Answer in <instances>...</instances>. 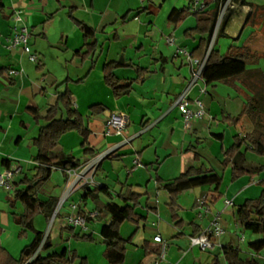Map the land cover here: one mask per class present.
<instances>
[{"label": "crops", "instance_id": "obj_1", "mask_svg": "<svg viewBox=\"0 0 264 264\" xmlns=\"http://www.w3.org/2000/svg\"><path fill=\"white\" fill-rule=\"evenodd\" d=\"M0 1L3 4L0 12V68L16 72L0 79V169L9 162L11 167L21 169L13 191L0 189L1 248L18 259L35 238L34 232L19 237L21 228L15 224L12 212L21 214L23 208L19 204L16 209L11 208L14 192L26 189L21 181L37 174L35 158L38 149L33 141L41 126L47 124L43 120L36 122L28 110L35 109L41 116H46L56 104L58 95L68 88L74 109L85 118L90 137L86 147L76 132L61 138L55 155L71 156L83 165L77 171L54 169L51 178L35 193L42 202L55 200L57 206L64 199L57 216L53 214L48 219L41 213L33 221L35 230L44 233L45 237L50 234L53 244L50 251L40 250L39 253L47 256L67 249L87 259L89 264H108L106 244L101 234L111 217L99 215L96 220L89 221L88 232L80 229L71 232L68 218L76 213L72 206H78L79 213L84 215L99 214L109 203L124 206V197L135 194L140 197L135 212L143 221L139 227L131 222H125L121 227L124 240L133 237L127 246L125 264H211L216 257L222 264H246L252 259L264 264V250L257 254L249 248L250 244L262 240L263 235L252 234L242 241L233 234L243 227L238 225L240 206L246 200L260 196L264 172L254 179L243 177L232 183L231 168L224 169L222 165V144L214 137L222 134L224 149H228L236 136L245 137L256 127L247 118L237 127L223 122L225 115L237 117L245 102L244 96L233 88L229 87L233 91L224 95L218 90L219 83L206 85L202 78L191 86L197 66L191 64L183 52L191 54L199 46L201 36H186V32L196 28L197 20L193 15L180 23L170 20L172 12L188 8L190 0ZM200 1L206 11L215 8L216 0ZM16 11L23 13L24 23L30 31L29 44L38 56V64L32 63L21 51L12 53L5 49L6 41L12 35L11 16ZM252 12L251 8L246 21L239 22L235 31L236 17L228 21L224 36L233 39L232 46L252 49V43L262 29L253 19L248 21ZM70 13L95 31L93 42L96 49L86 60L77 55L87 53V49L83 32ZM223 42L219 39L216 49L226 55ZM255 51L264 52V49L255 48ZM118 62L132 67L117 69L116 77L123 82H135L131 91L119 98L104 79V67ZM138 70L143 78L138 79ZM67 80L69 84L63 85ZM186 91L191 109L196 110L194 101L201 100L207 112L205 118L194 120L189 129L185 128L180 110L174 107ZM237 99L240 107L234 114L227 108L226 100ZM93 106L98 107L94 113L91 111ZM112 113L129 118L122 136L106 134V121ZM87 151L96 152L97 156H91V152L86 154ZM103 154L106 157L93 164ZM195 154L201 158L198 163ZM136 159L141 167L135 169ZM195 165L214 168L224 176V181L218 188L206 186L184 192L177 200L178 215L183 221L181 227H177L164 184ZM244 166H264V159L246 152ZM82 172H86L84 177L76 180L75 174ZM225 183L228 184L226 187ZM96 187H106L111 197L100 194L96 200H83L87 190ZM247 192L254 195L247 196ZM203 196H208L212 214L199 218L198 204ZM226 200L232 201L234 206L225 207ZM214 215L222 218L225 235L216 241L211 251L192 248L190 238L197 231L201 234ZM78 234H90L95 241L74 239L73 235ZM157 236H161L166 245L163 258L158 255L163 245L154 241ZM145 244L149 254L144 249ZM223 248L227 250L223 251Z\"/></svg>", "mask_w": 264, "mask_h": 264}, {"label": "trees", "instance_id": "obj_2", "mask_svg": "<svg viewBox=\"0 0 264 264\" xmlns=\"http://www.w3.org/2000/svg\"><path fill=\"white\" fill-rule=\"evenodd\" d=\"M224 1L216 0L215 8L206 11L205 7L201 10H196L193 0H190V6L180 11H173L170 20L173 23H180L189 15L195 16L197 26L195 29L186 32V36H201L199 46L191 53V57L200 63L205 62L202 74L203 81L206 85L216 83L226 85L244 96L245 102L241 113L235 118L225 115L223 116V122L237 127L242 123L243 119L247 118L256 129L245 137L236 136L234 144L228 149H224V136L222 134L214 136L222 144L223 167L224 169L231 168V182L236 183L243 177L254 179L264 172V166L255 168H246L244 166L246 152H251L264 159V71L261 68L249 69V66L258 65L261 60H264V52L232 46L226 55H221L219 50L216 49V44L224 36L228 18L223 20L220 32L217 34L216 41L211 48L220 7ZM234 2L239 3V0H234ZM241 3L243 6H250L253 10L248 21L254 19L255 14L261 13L264 16V7H255L246 1ZM2 10L3 4L0 1V12ZM127 16L128 14L122 20L126 19ZM70 17L83 32L87 53L81 55L79 52L77 55L86 60L96 49V43L93 42L95 31L87 24L73 18L71 13ZM121 67L132 66L124 62H118L104 67L105 82L117 98L129 93L135 83L134 81L123 82L116 77L115 71ZM12 72L10 68H0V79L10 76ZM141 77L143 78L142 72L138 70V79ZM68 84L69 81L67 80L63 85ZM97 108L93 106L91 111L94 113ZM28 111L34 116L36 122L43 120L47 124L41 126L38 137L33 141V145L38 149V154L35 158V163L38 165L37 174L32 179L25 178L21 181L26 189L14 192L15 198L11 208L16 209L18 204L23 208L21 214L12 212L15 224L21 228L19 237L24 238L28 232H34L35 238L30 245L24 248L18 259L13 258L5 249L0 247V264H27L40 247H42L41 250L44 252L53 248L51 235L48 234L45 237L44 233L36 231L33 221L41 213H44L50 219L56 211L57 204L55 200L42 202L36 198L35 193L51 178L54 169H61L64 172L76 171L83 165V162L76 161L71 156L55 155L54 151L59 145L61 138L68 133L76 132L83 138V147H86L90 137V130L86 125L85 118L74 109L72 93L68 88H66L64 93L58 95L56 104L49 109L46 116H41L39 111L35 109H29ZM61 112H64V114H59ZM89 152L91 151H87L86 154ZM90 155L96 157L97 153L91 152ZM195 161L197 163L201 161L198 154H195ZM10 165L9 162L6 167L9 168L11 167ZM223 181L224 176L217 173L214 168L195 165L172 182L164 184V189L170 196L169 208L173 220L177 222L176 226L181 227L183 224L178 215L177 200L184 192L206 186L218 188L223 184ZM260 185L263 187L260 196L255 200H246L240 206L237 214L245 231L264 236V183ZM100 194L111 197L106 187H96L94 190L88 189L83 200H96ZM139 199V196L130 194V196L124 197V206L109 203L98 214V216L111 217V222L103 227L101 234L106 244L105 258L108 264H125L127 246L131 244L133 237L129 240H124L121 236V227L125 222H131L139 227L141 221H143V218L135 212L139 206ZM129 203H132L133 206ZM70 231L74 232V228H70ZM63 232L65 231L62 230ZM198 235L200 234L197 231L192 237ZM73 237L76 240L85 242L95 241L90 234H78L73 235ZM146 246L145 244L144 249L149 254ZM249 248L257 254L262 252L264 250V238L250 244ZM222 250L226 251L227 249L223 248ZM158 255H161L160 251H158ZM77 262L79 264H89L87 259L81 258L65 249L61 253L53 252L47 256L39 253L31 264H77ZM211 264H222V261L219 257H216ZM246 264L258 263L252 259L247 261Z\"/></svg>", "mask_w": 264, "mask_h": 264}, {"label": "built area", "instance_id": "obj_3", "mask_svg": "<svg viewBox=\"0 0 264 264\" xmlns=\"http://www.w3.org/2000/svg\"><path fill=\"white\" fill-rule=\"evenodd\" d=\"M227 1V0H226ZM194 7L196 10H201L204 8V5L201 4L200 0H193ZM225 8L224 4L220 7V12L218 16V20L216 23L215 31L212 38V44L211 48L214 45V38L216 36V28L219 23V21L223 18L225 14ZM12 20V35L10 38L7 39L5 44V49L9 52H18L21 51L28 55L29 60L34 63L38 64L39 59L36 53H34L30 47L29 41H30V31L29 28L25 25L24 19H23V13L21 11H16L11 16ZM223 21V20H222ZM217 37V36H216ZM216 40V39H215ZM172 43V42H169ZM183 54L188 58L189 62L191 64H196V66L199 68H196L193 73V79H192V85L196 84L198 80L202 78L203 69L205 62L200 63L196 60H193L191 57V54H188L186 52H183ZM16 72L13 71L12 74H15ZM204 92V91H203ZM195 105L197 106L196 110H192L190 107V102L188 99L187 91L177 99L176 103L174 104L175 108H178L180 112L182 113L185 128L189 129L191 127V123L194 120H200L206 117L207 112L205 110V107L203 105V102L201 100H195ZM129 125V118L120 113H112L107 121H106V134H114L117 136H122L124 132L126 131L127 127ZM106 157V154L101 155L98 157V160L95 161L93 164L98 163V161H101ZM141 167V163L138 159L134 162V168ZM77 171V170H76ZM21 172V169L15 168V167H5L3 169H0V189H4L7 191H13L15 189V182L17 177L19 176ZM86 172H82L81 174H75L76 180H80L84 177V174ZM64 203V199L61 200L59 205L56 208V211L54 213V217L57 216L59 211L62 208V205ZM226 207H233L234 203L230 200H226L225 202ZM73 212H76L75 214L69 216L68 222L69 226L74 229H80L82 232H88L89 231V221L90 220H96L98 217L97 212L89 213L87 215H83L79 213L78 206H72ZM198 210H199V218H204L206 215H211L212 210L210 208L209 198L208 196H203L198 204ZM226 231L222 227L220 223V216L214 215L212 219L210 220L207 227L203 230V232L196 236L190 238V246L192 248H198L202 252H208L215 248L216 241L220 240L224 235ZM245 239L244 235L242 236L241 240L243 241ZM155 242L163 245V250L161 252L160 257L163 258L165 254V248L166 245L164 244V240L161 236H157L154 239ZM42 247H40L35 254V256L27 263L31 264L36 255L39 254V251Z\"/></svg>", "mask_w": 264, "mask_h": 264}, {"label": "rangeland", "instance_id": "obj_4", "mask_svg": "<svg viewBox=\"0 0 264 264\" xmlns=\"http://www.w3.org/2000/svg\"><path fill=\"white\" fill-rule=\"evenodd\" d=\"M241 1L242 0H239V3L237 5L234 4V0H227V1L225 0L223 2L224 6H226V8H225V14H224L223 18L219 21V23L217 25V28H216V36L220 32V29L222 27V22H223L222 20H227V18H228V21L229 20L231 21L233 18L236 17V25H235V28L233 29V31H235V30L238 29L239 22H241V21L245 22L246 21V19L248 18V15H250V13H251V8L248 7V6L241 5L242 4ZM248 1L251 2V3H254L255 5H260V6H263L264 7V0H248ZM253 20L255 22V25L258 26V28H259L260 25H262V26H260V27H262V29H260L261 31L260 30L258 31V38H257V40H255V42L252 43V49L251 48H249V49H251L253 51H255V48L257 50H263L264 49V16H262L261 13L255 14V17H254ZM254 22L252 21V23H254ZM253 29L257 30L255 28V26H253ZM216 36L214 38V41H216L215 40L216 39ZM220 39L222 41H224L223 42L224 43L223 44V49H224V53L226 54V53H228L229 47L232 46L233 39L228 38V37H225V36L224 37H221ZM226 43H228V44L226 45ZM197 68H199V66ZM257 68H261L264 71V60H261L258 65L249 66V69H257ZM219 86H220L218 88L219 92L224 93V95H227L228 94V91H229V93L233 91L229 87H226V85L224 86L222 84H219ZM226 106H227V108L229 110H231L232 113L236 114L237 111L239 110L240 103L238 102V99L236 101L226 100ZM94 159H96V158H94ZM214 163L216 165L218 164L217 161H215ZM222 165H223V162H222ZM227 185L228 184L225 183L224 184V187H226ZM252 192H250V193L247 192V196L254 195V194H252ZM225 207H226V205H225ZM220 212H223V211H220ZM223 219H225V217ZM238 222H239L238 225L240 226V221H238ZM220 223H221V225L223 224L222 218H220ZM234 225L236 226V222L235 221H233V226ZM222 227H223V225H222ZM233 229H235V227H233ZM225 231H226V229H225ZM233 234L236 235V237H239V239L241 240V238H242L243 235L246 238V236H249L250 237L253 233H251L249 231H245L243 229V227L240 226L239 227V230L238 231L235 230Z\"/></svg>", "mask_w": 264, "mask_h": 264}]
</instances>
